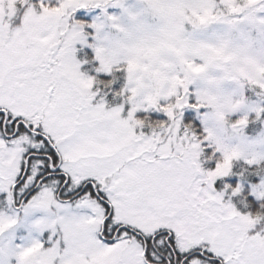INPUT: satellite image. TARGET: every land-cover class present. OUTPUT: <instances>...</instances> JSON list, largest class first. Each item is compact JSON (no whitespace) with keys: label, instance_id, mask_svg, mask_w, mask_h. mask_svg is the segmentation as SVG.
<instances>
[{"label":"rangeland","instance_id":"rangeland-1","mask_svg":"<svg viewBox=\"0 0 264 264\" xmlns=\"http://www.w3.org/2000/svg\"><path fill=\"white\" fill-rule=\"evenodd\" d=\"M32 1L0 0V104L13 103L14 95L13 111L53 141L67 176L65 199L92 180L93 193L112 208L110 225L129 229L106 245L98 235L108 210L89 192L59 202L44 184L28 202L13 203L24 149L48 150L32 139L22 147L2 140L0 264H154L159 256L152 252L145 263L136 238L164 231L181 251L196 244L224 264H264L262 221L242 200L240 212L237 202L204 185L223 179L234 161L264 160V0H41L57 2L56 10ZM17 10L24 13L19 20ZM79 13L91 19L102 71L126 65L128 116L94 103V83L74 58L87 41ZM192 96L197 113L204 111L208 141L224 157L208 178L177 143L172 152L161 134H137L133 120L173 98L170 111H195ZM235 117L242 120L227 123ZM247 120L263 121L255 138L245 134ZM241 188L231 194L237 200ZM251 188L261 198L264 179ZM23 189L30 190L28 182Z\"/></svg>","mask_w":264,"mask_h":264},{"label":"trees","instance_id":"trees-1","mask_svg":"<svg viewBox=\"0 0 264 264\" xmlns=\"http://www.w3.org/2000/svg\"><path fill=\"white\" fill-rule=\"evenodd\" d=\"M211 1H213L214 3L219 2V0ZM31 3L32 6L36 8L45 7L47 9L53 10H56L58 8L56 5L57 2H41V0H33ZM23 15V12L17 10L15 17L19 20L23 17ZM75 20L83 28L84 33L87 36V41L85 46L77 47L75 49L74 58L80 64V72L88 76L94 83V103L105 104L108 109L116 107L123 108L125 115L128 116L131 110V94L126 89V65L114 66L108 73L103 72L99 62L97 61L96 55L93 52L94 32L90 29L92 24L91 19L86 18L82 13H79L76 15ZM12 24L10 22V26H17L15 25V23H13V21ZM174 102L175 98L170 99L165 104L158 103V107L155 110L150 111L149 113H135L133 115V120L136 126V133L155 138L159 134H161L162 136H160L161 139H163V144H167V142H170L172 152L176 150L177 146H175V144L177 143L179 148H183V154H186L187 152L190 156H192V159L193 157H195L193 161L196 167H198L200 173H202L207 178L212 177L210 175L213 174L218 168H220V166L224 165V157L218 152L217 148L208 141V135L204 130L203 124L201 122V118L204 115V111L197 113V103L195 101V97L193 96L190 97L189 107L193 108L195 111H188L185 108L170 111V108L173 107ZM240 119L242 120V118L235 117L229 118L226 121L229 124H234ZM250 119V121H252L254 118L250 117ZM250 121H248V123L253 122ZM262 122L263 121H258L257 124L252 123V125L247 127L245 134L250 136V138H255V136L258 133H261L263 130V126L261 124ZM31 129L36 132L37 136L35 138L31 136L28 137L25 136V133H23V138L32 139L34 140V143L38 145L43 143L45 149L48 150L47 155L49 154L51 158L46 159L40 156L46 154L43 151H40L43 148L41 146L38 147V150L28 149L25 152V161L27 162L28 160V171L26 176L33 177L34 183L33 187L30 188V190H24L23 186L27 177L25 179L22 176L17 178V183L12 186L13 189L10 190V192H13V199L12 194L10 195V199L14 200L13 203L15 204L22 203L24 198H26L24 203L28 202L45 183L50 184L51 188H53L55 197L57 196V192L56 190H54V188H59L58 193H60L59 195H61L62 197L63 194L60 189L66 183V179L62 177H57L54 180L51 177H47L48 174L51 172V165L53 166V168H57L61 156L55 144L49 138L48 135H46L35 127H31ZM162 142H160V144ZM51 159L53 162L52 164L50 163ZM22 169V171L24 172V165ZM30 171L32 175H30ZM40 178L46 179L45 182H43L44 184H38ZM263 179L264 160L258 164H250L244 161H234L231 164V170L229 171V173L223 179L216 182V188L218 192L224 195L225 199L228 198V200H233L232 202L234 203L237 202V211L243 209V205H241L240 202L238 203V201L242 200L244 203V211H246V213L251 217L259 218L260 221H262L261 223H263L264 227V194L259 199L251 195V186L260 185ZM90 182L93 183V181ZM87 184L88 183L83 185L75 194L69 196V198H73L75 195L78 196L81 193L83 196L87 194V192H89L92 196H97L96 198H99L100 201H102L101 203L108 210L107 219L109 220H105L102 229V234H99V238L106 245H114L119 241V239L116 238L115 235L119 233L123 229V227L117 225H110L112 208L110 207V205L104 203V201L107 202V199L104 198L102 195H96V193H93L94 189L89 186L90 184ZM239 184H242V188L238 196L240 197V199L238 198L239 200H237L236 195L231 194H233L232 192L238 191ZM65 186H67V184ZM2 196L4 197V195ZM79 197L81 196L75 197L73 198V200H76ZM136 233L137 232L135 231V235H137ZM170 235H172V233L167 231L161 232V234H157L155 236H151L150 238H145L144 236L143 238L141 236V233L138 234V236H140L142 239H136L141 248L144 249L143 260L145 263H151L152 252L158 255L160 259L168 257V259L170 260L174 257V255H176V247L174 245L169 244V242H171ZM162 236L164 238H162ZM107 239H110L111 241H106ZM160 240H162L161 245H159ZM160 256H162V258ZM157 262L160 264L164 263L160 261Z\"/></svg>","mask_w":264,"mask_h":264},{"label":"flooded vegetation","instance_id":"flooded-vegetation-1","mask_svg":"<svg viewBox=\"0 0 264 264\" xmlns=\"http://www.w3.org/2000/svg\"><path fill=\"white\" fill-rule=\"evenodd\" d=\"M11 96L13 98V103L7 102L4 104H0V128H1L0 140H3L4 142H7L9 144L15 142L16 144H19L22 147L21 143H22L23 136H24L23 133H25V136H28V137L31 136L33 138H35L37 136V134L33 129H31L32 126L30 124H28L24 119L19 117L13 111V108L15 106V102H14L15 99H14L13 95H11ZM21 151L22 150H20V152ZM40 156H42V158H46V159L51 158L49 154L47 155V153L40 155ZM50 163L51 164L53 163L52 159L50 160ZM39 167H40V165H39ZM50 171L51 172L48 174L47 177H51L53 180L56 179L57 177L58 178L64 177V175L62 173H60L59 171L57 173H55L52 165H51ZM45 180H46L45 178H40L38 184L45 182ZM27 182H28V184L31 183V185H32L34 183L33 177H30ZM56 189L57 188H55L54 190H56ZM58 189L56 190V192H57V197L59 199L58 198L57 199L60 202H67L68 200H70V199H61L59 197L60 193H58ZM60 190H62V189H60ZM159 234H161V232ZM170 237H172V235H170ZM192 238L194 239V235ZM176 240H177L176 237H175V240L171 238V242H169L170 245H174L176 247V249H177L176 255H174V257L171 258L170 260L168 259V257L162 258V256H160L162 258L160 260V262H164L162 264H190L193 260L195 261L196 264H224V262L221 258L214 256L208 250V247H202V246H198L195 244L194 247H192L193 249H190L188 251H181L178 248L179 243ZM106 241H111V240L107 239ZM200 241H202V239ZM200 241L199 242L196 241V243L200 245V243H201ZM160 242H162V241L160 240ZM154 264H160V263L156 262Z\"/></svg>","mask_w":264,"mask_h":264},{"label":"water","instance_id":"water-1","mask_svg":"<svg viewBox=\"0 0 264 264\" xmlns=\"http://www.w3.org/2000/svg\"><path fill=\"white\" fill-rule=\"evenodd\" d=\"M57 170H54V172H56ZM206 188H208L211 192H215L216 188L215 186L212 184L211 180L208 179L206 180V184H205Z\"/></svg>","mask_w":264,"mask_h":264}]
</instances>
